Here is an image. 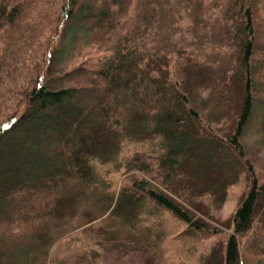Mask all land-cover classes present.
<instances>
[{
  "label": "trees",
  "instance_id": "16d2710c",
  "mask_svg": "<svg viewBox=\"0 0 264 264\" xmlns=\"http://www.w3.org/2000/svg\"><path fill=\"white\" fill-rule=\"evenodd\" d=\"M27 1L33 11L40 9L41 0ZM183 1L185 13L201 29L232 34L244 80L231 145L243 156L244 132L257 101L252 69L254 1L241 4L238 17L230 19L234 26L227 27L225 19L200 18L205 10L219 7L218 0H63L50 30L54 24L58 28L47 38V53L40 55L29 50L35 33L46 31L52 13L39 16L37 27L22 29V0H0V112H10L0 123V264H56L53 250L61 240L67 241L70 253L68 261L57 264H97L98 256L127 250L145 255L156 242L149 234V239L142 233L135 239L129 230L139 231L136 222L142 225L147 220L139 211L146 202L156 212H168L191 228L204 229L173 195L147 180H134L128 186L133 194L127 196L124 188L112 189L108 170H101L117 158L125 141L142 140L143 131L162 136L167 153L159 166L173 168L179 164L175 157L184 155L197 135L190 125L200 116L192 87L173 89L169 96V47L178 58L188 55L178 50L173 34L177 27L172 18ZM152 22L158 30L151 28ZM163 32L172 34H166L162 46ZM202 34L193 33V43L201 41ZM98 36L108 47L86 72L96 81L82 80L79 67L55 69L54 52L67 46L72 52L79 40L88 43ZM183 59L186 67L195 63ZM230 70L218 68L219 79L226 80ZM185 71L183 79L188 81L190 69L182 68ZM263 193L264 181L253 175L234 214L233 232L223 250L213 249L206 256L208 264H242L239 236L252 227ZM133 219L131 229L114 225Z\"/></svg>",
  "mask_w": 264,
  "mask_h": 264
},
{
  "label": "rangeland",
  "instance_id": "374dc122",
  "mask_svg": "<svg viewBox=\"0 0 264 264\" xmlns=\"http://www.w3.org/2000/svg\"><path fill=\"white\" fill-rule=\"evenodd\" d=\"M83 1L86 2V0ZM207 1L210 0H205ZM252 1L257 11L255 55L252 62L253 91L257 101L244 132L243 156L238 155L231 145L239 106L243 102L244 80L241 73L243 69L238 64L239 59L235 56L232 47L235 43L231 38L232 34L230 32L211 33L208 29H201L199 23L191 19L189 12L185 13V1H183L179 8L180 12L172 18L173 20L176 18L174 25L177 27L176 33L173 34L178 37L175 39L180 48L178 50L188 55L178 58L176 50L169 47L167 53V58L171 59L168 66L171 86L169 96L173 94V89L176 91L182 87L184 89L192 87L191 91L195 93L194 97L199 103L200 116L199 119L192 120L190 125L194 130L193 133L197 132V135H194L184 155L175 157L174 161L177 160L179 164H174L173 168L165 170L159 166L167 153V146L162 136L154 131L152 134L143 131L142 140L125 141L117 158L101 167L102 171L108 170L107 177L108 181L112 182V189L124 188L127 196H131L132 190L128 186H132L136 179H145L160 190L173 195L194 219H198L205 225L204 229L191 228L168 212H156L150 205L152 203L146 202L139 211L147 220H144L142 225L136 222L139 231H129L135 239L139 238V233L149 239L147 236L149 234L150 238L156 242V246L150 247L148 253L156 252V254L151 257L148 253L141 255L135 250H127L107 258L98 256L95 258L97 264H208L205 260L206 256L213 249L223 250L228 236L233 232L234 214L251 187L253 175L261 182L264 181V0H248V2ZM22 2L23 12L19 21L21 25L25 20L22 29L31 30L37 27L39 16L51 15V13L53 15L51 19H46H50L47 22L46 31L35 33L33 45L29 50L30 53L46 54L47 38H50L58 28V25L54 24L50 30L52 19L61 10L63 0H41L40 9L36 12L29 7L27 0ZM217 2L219 7L205 10L204 16L200 18L204 20L208 17L212 20L217 18L219 22L225 19V26L229 27L234 26V22L230 19L238 17L240 5L247 0H218ZM164 5L169 4L166 2ZM153 23L150 24L151 28L158 30ZM192 26L197 29L192 30ZM235 29L237 28L232 29L233 33ZM163 33L160 38L162 46L168 37L166 34H172ZM193 33H203L201 41L193 43ZM149 34V30H146L144 37L148 38ZM84 36L87 37L88 34ZM204 37L210 38L211 42L208 43ZM35 38L40 39L36 41ZM103 40L99 36L89 39L88 43L79 40L72 52L67 50L69 46L67 49L66 47L61 49L58 54L54 52L53 61L57 66H54L55 69L67 67V70L69 68L73 70L79 67L82 69L80 73H83L82 80L96 81L86 72L91 65L98 64L102 55L106 54L108 45ZM68 44L72 47V39ZM185 57L195 60V63L186 67L183 59ZM21 66L19 65L18 68ZM220 67L230 68L228 73L231 77L228 76L226 80L219 79L218 68ZM182 68L190 69V80L183 79V73L186 71L181 72ZM9 114L10 112L5 114L0 112V123ZM133 221L134 219L126 220L114 225L118 226L117 228L130 226L129 229H131ZM239 243L242 264H264V193L252 227L239 236ZM66 245L67 241L61 240L54 250L52 249L57 255L56 264L68 261L66 258L70 250H66ZM14 258L19 260V254L15 253Z\"/></svg>",
  "mask_w": 264,
  "mask_h": 264
}]
</instances>
